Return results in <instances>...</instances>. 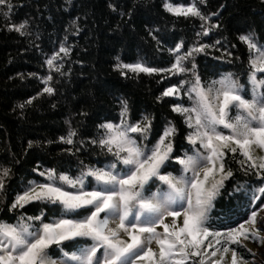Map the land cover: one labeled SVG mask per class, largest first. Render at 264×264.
<instances>
[{"label":"trees","instance_id":"obj_1","mask_svg":"<svg viewBox=\"0 0 264 264\" xmlns=\"http://www.w3.org/2000/svg\"><path fill=\"white\" fill-rule=\"evenodd\" d=\"M13 5L8 18L0 15V170H11L0 192V220L15 222L17 210L10 205L30 181H40L39 171L55 169L58 173L77 176L82 163L103 166L112 157L91 141L102 131L99 125L120 120L122 101H126L132 122L148 116L152 120L150 138L154 144L168 125L176 129L173 156L191 154L186 136L190 129L184 117L172 111L173 104L190 105L186 97H162L163 91L182 80L194 79L191 72L170 75L167 72L148 75L126 72L119 64L142 63L166 69L175 61L173 50L183 45L181 53L198 44L209 45L194 53L185 66L191 68L204 84L226 73L233 74L247 86L251 71L250 51L242 36H252L264 45V0H10ZM195 2L208 17V26L218 24L209 35L202 32L199 18L168 12L164 5ZM215 14V15H214ZM26 23L28 35L11 30V25ZM219 41V44L216 43ZM71 54L63 60L60 72L46 64L61 45ZM63 56V54H61ZM61 72L63 74H61ZM49 75L55 92L43 93V80ZM185 87H188L186 84ZM32 99V103L27 101ZM23 105V107H21ZM70 129L77 135L75 143H61ZM31 144V147L29 145ZM66 149H70L66 150ZM79 149V150H77ZM245 158L231 153L226 168L233 176L226 180L209 213L212 228L225 231L246 221L258 210L263 199L252 202L257 189L264 186L253 173L242 169ZM179 175L180 165L174 161L165 169ZM156 182V187H159ZM241 192L234 196V189ZM246 193L247 198H242ZM54 206L29 204L22 211L29 216L45 210L46 218H54ZM65 242L68 251H75ZM244 258L248 253L232 247ZM49 253L59 259L53 245Z\"/></svg>","mask_w":264,"mask_h":264},{"label":"snow or ice","instance_id":"obj_2","mask_svg":"<svg viewBox=\"0 0 264 264\" xmlns=\"http://www.w3.org/2000/svg\"><path fill=\"white\" fill-rule=\"evenodd\" d=\"M12 8L10 0H0V15L8 18ZM165 9L176 16L199 18L202 32L198 36H207L219 27L205 26L208 17L195 2L183 8L165 4ZM11 30L28 35L26 23L11 25ZM241 40L250 51V94L231 73L204 84L195 72L194 62L191 68L185 66L190 57L194 59V53L208 48L207 44L195 45L184 53L180 52L183 45H178L173 50L175 61L166 69L142 63L117 65L135 74L167 72L175 76L191 72L194 79L182 80L162 93V97L187 96L192 102L190 106L172 105V111L184 117L191 130L186 136L192 145L191 154L173 156L176 129L171 126L154 144L146 143L152 120L144 116L132 122L127 102L122 101L119 124L99 125L102 131L91 141L112 157L108 163L90 166L81 162L77 176L55 169L39 171L43 181H30L16 195L10 205L11 210L18 212L15 222L0 220V264H208L204 257L211 260L217 253H221V260L212 264H222L231 244H239L241 238H257L260 229L250 233L245 225L255 229L264 203L236 227L220 231L209 223V213L215 208L224 182L233 176L232 170L226 168L229 153L235 157L239 150L245 158L242 169L249 174L254 172L264 182V157L255 158L252 154L255 148L264 150V76H257L264 73V45L250 35ZM70 54L71 49L62 44L46 64L60 72L62 65L56 61ZM121 74L126 75L124 71ZM52 79L49 75L43 80V93L54 94ZM27 103L31 104L32 99ZM76 135L70 129L67 136L60 138L61 143L73 145ZM172 161L181 166L178 176L162 170ZM10 172L8 168L0 170V192L4 191ZM157 181L160 186L153 191ZM240 192L239 188L234 189L229 196ZM258 193L253 196V203L264 199V186ZM241 196L247 198L246 193ZM33 203L54 206V218H46L43 208L39 215H26L22 210ZM69 241L74 243L68 247L75 251L66 250L65 242ZM53 245L60 253L59 259H53L48 251ZM193 257L199 259L194 261ZM231 264H238L234 249Z\"/></svg>","mask_w":264,"mask_h":264},{"label":"rangeland","instance_id":"obj_3","mask_svg":"<svg viewBox=\"0 0 264 264\" xmlns=\"http://www.w3.org/2000/svg\"><path fill=\"white\" fill-rule=\"evenodd\" d=\"M165 4H171L173 7L183 8V7H190V6H192L193 3H190V4H172L170 2H166ZM164 7H165V5H164ZM134 64H136V63H134ZM122 71H124L125 73L129 72L127 69H123ZM226 74H228V73H226ZM224 75L225 74L221 75L216 80H219ZM257 76L258 77L264 76V73H257ZM248 78H249V76H248ZM247 82H248V85L244 86V90H245L246 94H250L251 85L249 84L248 79H247ZM182 97H186L188 99L187 96H181V97H178V98L181 99ZM191 103L192 102L190 101V105H191ZM190 105H187V106H190ZM119 122H120V120H119ZM119 122L114 123V124H119ZM169 127H170V125L165 127L164 131L167 128H169ZM222 131L227 132L228 130L222 129ZM233 147H234V145H233ZM252 154H253V156L255 158L264 157V150H261L259 148H255ZM257 163H259V159H257ZM180 168H181V166H180ZM180 174H181V171H180L179 175ZM40 181H43V177H41ZM155 190H153V191H155ZM257 195H259L258 189H257ZM258 201L259 200H257L256 202H258ZM263 203H264V199H263ZM259 208H258V210H259ZM262 218H264V211H259L258 212V216H257V223L255 225V229L250 224H246L245 225V227L249 229L250 233L254 232L256 229H260L258 237L255 238V239L250 238V239H247V240H244L243 238H241V241H240L239 244H231L229 246L230 247L229 252L224 254V256H223L222 264H231L232 250L234 249L232 247H240L241 249L245 250L248 253V258H244L243 256H241V254H239L237 252L238 264H264V220H262ZM167 222H170V218H169V221H167ZM179 223L182 224V217L180 218ZM205 244H207V241L205 242ZM153 247L155 248V245H153ZM204 258L208 261V264H212V261L221 260V253H217V256L216 257H212L211 260H208L207 257H204ZM191 259L195 261V260H198L199 258L193 257Z\"/></svg>","mask_w":264,"mask_h":264}]
</instances>
